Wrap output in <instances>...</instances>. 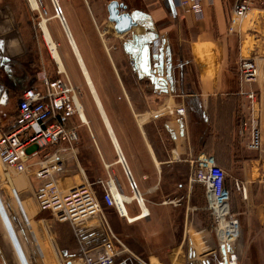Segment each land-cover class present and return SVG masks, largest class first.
<instances>
[{
	"label": "crops",
	"instance_id": "crops-1",
	"mask_svg": "<svg viewBox=\"0 0 264 264\" xmlns=\"http://www.w3.org/2000/svg\"><path fill=\"white\" fill-rule=\"evenodd\" d=\"M47 1L51 6L50 0ZM152 1L147 3V10H142L152 15L159 33L169 37L175 91L169 94L155 91L167 75L157 76L156 83L123 89L124 103L114 107L113 118L106 113L101 101L116 142L109 132L99 138L92 135L95 176L92 184L98 199L101 200L103 189L95 180L106 179L109 174L118 179L126 195L132 196L118 160L116 148H120L145 203L140 206L133 199L126 203V213L120 215L115 208L101 202V215L90 227L97 239L90 234L85 241L100 243L106 238V232L120 240L127 253L117 264H203L204 255L217 247L202 248L203 243L196 240L198 233L209 231L202 223L206 211L214 221L206 208L205 187L193 179L199 161L213 159L224 168L231 208L241 221L264 222V112L260 121L263 140L260 150L249 149L248 135L239 134L240 119L248 113L250 103L241 91L252 88L264 92V0L252 10L257 14L251 12L246 19L241 36L229 32L231 8L237 0H201V15L177 5L174 16L161 0ZM59 2L75 17L79 13L74 2L80 5V13L86 14L94 0ZM97 6L106 28L117 34L108 15ZM36 17L37 12L32 11L28 0H0V59H6L3 66L10 70V73H1L5 78L0 75L4 78H0V85L4 84V89L13 94L12 101H17L27 88L39 86L40 72L52 75L42 63L38 62L39 68L33 71L26 64V59L33 55L29 50L33 44L23 31L36 25ZM96 17L92 12L93 20ZM143 33V28L138 26L123 36L132 40L136 34ZM73 40L77 44L74 37ZM246 55L257 60L260 71L258 81L250 86H242L239 77V62ZM158 62L151 60L153 69ZM131 68L134 71L133 66ZM135 73L141 82L148 79ZM2 93L0 91V121L6 124L10 121L1 106L5 104L1 102ZM173 101L187 107L184 117L154 115ZM9 113L13 118L15 110ZM236 182L243 185L244 190L237 189ZM14 190L17 194V189ZM19 200L31 225L26 205ZM144 210L148 214H143ZM0 217L7 232L0 234V264H32L1 193ZM29 232L39 243L33 226ZM219 237L226 248L228 264H239L235 239ZM69 244L76 247L72 240ZM257 250L262 253L260 246ZM48 251L52 254L51 247Z\"/></svg>",
	"mask_w": 264,
	"mask_h": 264
},
{
	"label": "built area",
	"instance_id": "built-area-1",
	"mask_svg": "<svg viewBox=\"0 0 264 264\" xmlns=\"http://www.w3.org/2000/svg\"><path fill=\"white\" fill-rule=\"evenodd\" d=\"M174 1L179 7L189 8L198 15L202 14L201 0ZM50 2L54 17L58 19L71 42L73 34L62 5L59 0H50ZM28 3L32 11L38 13L40 27L44 19H49L48 9L43 0H38L37 9L32 7L30 0ZM262 3V0H237L231 8L229 32L241 36L246 19L252 10ZM53 73L54 75H47L40 72L37 76L39 86L27 88L19 95L12 120L6 124L0 121V163L8 176L13 175L12 178L7 177L6 182L11 184L10 179L14 182L12 194L29 231L35 217L30 218V225L19 199L25 204L22 193L33 190V199L40 213L36 215L38 220L49 229L51 236L52 254L48 255L46 245L45 251L30 232L44 264H47L46 256L47 259H51L54 254L60 264H117L127 253L126 246L120 240L108 236V232L100 243L85 241V238L92 234L97 239V234L90 227L96 224L95 220L101 215V202L106 207L115 208L120 215H123L121 209L126 203L135 199L140 206H143L145 199L120 148H116L118 160L128 179L132 191L131 197L124 193L113 174H109L106 179L95 180V183L103 189L101 200L96 196L93 184L90 182L85 181L65 188L62 186V177L79 163L81 137L78 127L81 124L90 126L83 117L84 109L78 86L57 62ZM259 73V66L254 57L241 58L239 77L242 86L256 83ZM241 94L246 96L250 103L248 113H244L240 119L239 134L248 135L249 149L260 150L263 145L260 121L264 112V92L250 88L242 90ZM167 110L170 115L184 117L187 107L173 101L162 107L156 116L165 115ZM193 178L205 187L206 208L214 220L218 241L224 246L219 236L227 237L231 241L239 236L241 228L240 219L231 208V193L225 185L226 171L213 159L201 160L197 164ZM236 187L244 190V186L239 182H236ZM14 189H17V194ZM262 194L264 199V177ZM143 214L146 215L148 212ZM61 226L66 228L70 226L76 243L75 248L68 247L69 244H66L65 239H61ZM53 236L59 238L61 247H55ZM21 238L20 236L23 244ZM65 245L67 246L64 247Z\"/></svg>",
	"mask_w": 264,
	"mask_h": 264
},
{
	"label": "rangeland",
	"instance_id": "rangeland-1",
	"mask_svg": "<svg viewBox=\"0 0 264 264\" xmlns=\"http://www.w3.org/2000/svg\"><path fill=\"white\" fill-rule=\"evenodd\" d=\"M43 1L49 11L48 27L50 29V33L53 36L55 43L58 45V50L65 65V71L71 77L73 83H75L76 86H78V88L80 89L81 101L90 126L88 127L86 124H81L78 127V132L81 137V142L79 145L80 154L78 157L79 163L76 167H72V169L62 177V186L64 188L70 187L74 184L82 183L85 181L92 183L95 177L93 174L92 145L94 140L92 135L94 134L95 137L99 138L100 136L108 134L109 130L103 121L98 106L95 102L93 93L87 84L85 76L81 70V67L72 48L71 42L67 38L58 19L54 17L53 10L49 5V2L47 0ZM110 1L111 0H94V2L91 3V10H88L86 14L80 13V5H78V7L77 3L74 2V7L77 8L79 13L75 17H71L66 8L62 4L61 5L64 9V13L68 21V25L72 31L73 37L77 42L80 52L91 74L90 76H92V81H94V88L96 86L95 91L98 92V97L100 96L99 99H101L100 101H102L106 113L110 115L111 118H113L115 109L114 107H120L124 103V95L122 93L124 91L123 89H127L136 85L138 86L139 84L145 86L150 84V82L147 79L141 82L138 79L136 73L132 71L130 58L125 53L122 46L123 40L126 38L112 31H109L106 28V24L102 18V14L98 15L97 4L99 5L100 9L104 11L106 15H108L107 4ZM118 1L123 2L126 5L127 11H131L134 9L147 10V3L150 1L153 2L152 0ZM91 11L96 16H98L96 17V20H93ZM252 13L253 15H256L257 11H253ZM37 17L34 19V23L36 25H31L30 28L28 27L23 31L24 34H27L29 38L32 39L33 44L29 49L33 52V55H31L30 58L26 59V64L28 68L32 69L33 71L34 69L36 70L37 68H39V63H42V65L52 73L55 70L56 62L51 54L50 47L45 40L44 34L38 26L40 19L39 17ZM74 18L75 20L73 21ZM0 62L4 64V61L1 59ZM3 64L2 67H0V75H2V77H4V74L1 73H10V70H8L9 67L3 66ZM2 77L0 76V78ZM12 98L13 94L9 93L8 101L5 104L1 105L8 121H11L12 119L9 111H11L12 109L15 110L17 105V101H12ZM157 112L158 111H155L154 115L157 114ZM168 113L169 112L167 110L166 115H170ZM221 160L224 162L226 161V159H220V161ZM12 176L13 175L8 176L6 174L3 165L0 163V192L1 194H3V197L8 205V209L12 216V219L14 220L16 229L19 235L22 237L21 239L23 241V245L31 259L32 264H44L38 254L36 248L37 244L33 242L31 234L28 230L29 228L21 215L20 208L15 198L13 197L12 188L14 187V182L10 179L12 178ZM7 177H10L9 179L11 181V184H8L6 182ZM22 195V199L26 201L25 205L27 203L26 206L28 208L27 210L29 212L30 218L32 219V216L35 217V220H32V224L39 238V243L41 246H43V250L46 251L45 245L46 248L50 249L51 236L49 234V229L38 220V216L36 215L38 213V208L33 199V190L22 193ZM202 221L203 226L209 229V231L207 234L198 233L196 240L203 243L202 248L216 246L220 249L222 245L219 243L217 235L215 233V223L210 219L207 211L206 213H204ZM240 225V234L233 242L236 247V252L239 256V264H264V222H244L240 220ZM61 230L62 238L66 234V237H64L66 244L68 245L72 240V244L74 245L75 241L73 242L74 237L70 226L67 228L65 226H61ZM0 234H7L1 217ZM53 238L55 241L54 245H56L55 247H61V241H59V238L57 236H53ZM67 245H65L64 247H66ZM258 246H260V250L262 253L257 250ZM68 247L72 248L71 244H69ZM46 252L48 253V255L50 254L48 250ZM47 258L48 257L46 256L47 264H60L55 254L53 258Z\"/></svg>",
	"mask_w": 264,
	"mask_h": 264
},
{
	"label": "water",
	"instance_id": "water-1",
	"mask_svg": "<svg viewBox=\"0 0 264 264\" xmlns=\"http://www.w3.org/2000/svg\"><path fill=\"white\" fill-rule=\"evenodd\" d=\"M167 1V0H165ZM173 9L175 4L173 0H168ZM126 5L118 0H111L107 4L109 20L114 24L118 35L123 36L133 27H142L143 34H136L132 40L124 39L122 46L125 53L129 56L133 70L139 75L143 74L149 82L156 83L158 77L167 75L168 78L160 82L155 91L158 94H169L175 91L173 78V59L170 47V40L167 34L159 33L155 21L149 12L142 9L126 10ZM159 45V48L156 47ZM1 53V51H0ZM159 61L155 69L152 68L151 60ZM5 61L6 59H2ZM165 61V63H164ZM0 62V67L2 66ZM0 91H3L1 102L6 103L9 92L0 85ZM224 255L222 264H227V251L225 246L221 247Z\"/></svg>",
	"mask_w": 264,
	"mask_h": 264
},
{
	"label": "bare ground",
	"instance_id": "bare-ground-1",
	"mask_svg": "<svg viewBox=\"0 0 264 264\" xmlns=\"http://www.w3.org/2000/svg\"><path fill=\"white\" fill-rule=\"evenodd\" d=\"M30 3H31V5H32V7H33L34 9H37V8H38V0H30ZM47 25H48V20L44 19V20L40 23V29H41V31L43 32L44 37H45V40L47 41V43H48V45H49V47H50L51 54H52L53 58H54L55 61L58 63V65H60L61 68L65 69V65H64L63 59H62V57H61V55H60V52H59V50H58V47H57L58 45L55 43V41H54V39H53V36L51 35L50 30L48 29ZM71 45H72V48H73L74 53H75V55H76V58H77V60H78V63H79V65H80V67H81V70H82V72H83V74H84V76H85V79H86V81H87V84H88V86L90 87V89H91V91H92V93H93V96H94L95 102H96V104H97V106H98V109H99L100 114H101V116H102V118H103V121H104L106 127L109 129V132H110V134L112 135L114 141L116 142V140H115V138H114L113 131H112L110 125H109V122H108V119H107L106 113H105V111H104V109H103V106H102L101 101H100V99H99V97H98V94H97V92L95 91V88H94L93 81H92V78H91V76H90V73H89V71H88V69H87V67H86V64H85V62H84V60H83V58H82V56H81V54H80V52H79L78 46H77V44L75 43V41L73 40V38H71ZM156 48H158V46H157ZM83 109H84V107H83ZM83 112H84V113H83L84 120H85L86 123L89 124V120H88V118H87V115H86L85 109H84ZM118 147H119V146H118ZM193 179H194V178H193ZM194 181H195V180H194ZM196 182H197V181H196ZM121 211H122V214H125V213H126V211H125V207H124V206L122 207ZM146 211H147V210H146ZM144 212H145V210H144Z\"/></svg>",
	"mask_w": 264,
	"mask_h": 264
},
{
	"label": "flooded vegetation",
	"instance_id": "flooded-vegetation-1",
	"mask_svg": "<svg viewBox=\"0 0 264 264\" xmlns=\"http://www.w3.org/2000/svg\"><path fill=\"white\" fill-rule=\"evenodd\" d=\"M162 3L164 4L166 10L171 14V15H176L177 14V9H173V7L171 6V4L169 3V1H165V0H161ZM174 4H175V8H177V4L175 3V1L173 0ZM204 256H206L203 259V264H222L223 260H224V255L223 252L221 250V248H216L213 249L212 251L207 252ZM228 264V262H227Z\"/></svg>",
	"mask_w": 264,
	"mask_h": 264
},
{
	"label": "trees",
	"instance_id": "trees-1",
	"mask_svg": "<svg viewBox=\"0 0 264 264\" xmlns=\"http://www.w3.org/2000/svg\"><path fill=\"white\" fill-rule=\"evenodd\" d=\"M52 75H54V73H53V72H52ZM227 180H228V179L226 178V179H225V185H226V182H227Z\"/></svg>",
	"mask_w": 264,
	"mask_h": 264
}]
</instances>
